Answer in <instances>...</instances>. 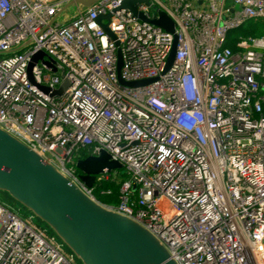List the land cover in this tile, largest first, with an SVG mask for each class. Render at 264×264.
Instances as JSON below:
<instances>
[{"label": "built area", "instance_id": "built-area-1", "mask_svg": "<svg viewBox=\"0 0 264 264\" xmlns=\"http://www.w3.org/2000/svg\"><path fill=\"white\" fill-rule=\"evenodd\" d=\"M73 1L0 0V127L94 199L75 154L106 150L127 174L108 207L149 230L177 264H264V33L228 44L231 30L264 23V0L140 3L149 19L161 9L175 22L168 70L174 34L115 11L123 0L75 4L63 20ZM108 13L115 38L98 21ZM40 50L64 77L38 63L34 80L55 89L67 79L62 95L29 79ZM119 75L153 81L132 87ZM63 245L0 201V264H74Z\"/></svg>", "mask_w": 264, "mask_h": 264}, {"label": "water", "instance_id": "water-1", "mask_svg": "<svg viewBox=\"0 0 264 264\" xmlns=\"http://www.w3.org/2000/svg\"><path fill=\"white\" fill-rule=\"evenodd\" d=\"M97 1L99 0H77L69 3L65 9L75 4L90 7ZM202 1L199 0L198 3L201 4ZM142 2L150 4V0H123L115 11L126 9L135 17L175 35L167 61L168 70L174 64L177 54L175 22L161 9L158 10V18L149 19L138 9ZM110 17L111 13L101 14L98 21L106 33L115 38L110 28ZM103 19L108 22L103 23ZM118 57L120 72L123 63L120 51ZM38 63L46 65L53 72L60 69L62 77L63 67L42 50L32 55L28 65L31 82L51 96L62 95L70 82L64 79L55 89L36 83L33 68ZM119 76L122 84L132 87L153 81L127 82ZM76 167L80 171V178L88 187L94 185L97 175L124 169L123 164L112 160L106 150H101L98 155L79 158ZM0 190L8 192L44 221L83 264H177L170 257L167 248L149 230L89 196L52 163L1 127Z\"/></svg>", "mask_w": 264, "mask_h": 264}, {"label": "trees", "instance_id": "trees-1", "mask_svg": "<svg viewBox=\"0 0 264 264\" xmlns=\"http://www.w3.org/2000/svg\"><path fill=\"white\" fill-rule=\"evenodd\" d=\"M264 33V23L260 20H249L240 27L233 29L228 35V44L235 48V43L240 37L259 36ZM92 148H83L79 151V158H86L91 154ZM77 172L80 171L75 166ZM127 179L124 169L117 170L116 175L107 180L94 183L93 193L96 199L106 206H116L120 201V189L122 182Z\"/></svg>", "mask_w": 264, "mask_h": 264}, {"label": "rangeland", "instance_id": "rangeland-1", "mask_svg": "<svg viewBox=\"0 0 264 264\" xmlns=\"http://www.w3.org/2000/svg\"><path fill=\"white\" fill-rule=\"evenodd\" d=\"M77 6H70L66 9L63 16H69L74 14ZM79 154H75V160L79 158ZM0 201L11 207L14 211L18 212L29 223L38 226L41 229L46 230L49 235H55L57 242L63 243L62 240L53 232V230L40 218H38L31 210L27 209L21 203L16 201L8 192L0 190ZM62 251L67 255H71L72 251L65 244L62 247ZM74 264H83L79 258H74Z\"/></svg>", "mask_w": 264, "mask_h": 264}, {"label": "crops", "instance_id": "crops-1", "mask_svg": "<svg viewBox=\"0 0 264 264\" xmlns=\"http://www.w3.org/2000/svg\"><path fill=\"white\" fill-rule=\"evenodd\" d=\"M71 15H73V14H70L69 16H71ZM69 16H67V17H66V18H64L63 20L67 19ZM60 20H61V18H60ZM63 20H62V21H63Z\"/></svg>", "mask_w": 264, "mask_h": 264}]
</instances>
